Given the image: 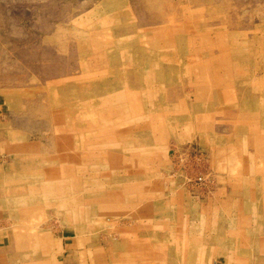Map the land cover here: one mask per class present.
<instances>
[{
	"label": "rangeland",
	"instance_id": "1",
	"mask_svg": "<svg viewBox=\"0 0 264 264\" xmlns=\"http://www.w3.org/2000/svg\"><path fill=\"white\" fill-rule=\"evenodd\" d=\"M0 120V264H264V0H0Z\"/></svg>",
	"mask_w": 264,
	"mask_h": 264
},
{
	"label": "built area",
	"instance_id": "2",
	"mask_svg": "<svg viewBox=\"0 0 264 264\" xmlns=\"http://www.w3.org/2000/svg\"><path fill=\"white\" fill-rule=\"evenodd\" d=\"M177 157L180 159L179 155H177ZM211 177L212 175H210V171L208 170H198L194 174L184 172L180 183L188 188L189 191H187L189 193H193L196 194L195 196H198V193L195 191H198L199 188L204 185H210L213 182Z\"/></svg>",
	"mask_w": 264,
	"mask_h": 264
},
{
	"label": "crops",
	"instance_id": "3",
	"mask_svg": "<svg viewBox=\"0 0 264 264\" xmlns=\"http://www.w3.org/2000/svg\"><path fill=\"white\" fill-rule=\"evenodd\" d=\"M0 122H5V120L4 121H2V120H0ZM2 125H3V128L4 129H0V141L2 142V145H4V141H5V138H6V135H7V131H9V129H8V127H6V126H9V125H7L6 123H2ZM14 125V124H13ZM12 127V126H11ZM15 127V126H14ZM8 129V130H7ZM154 203V205H157V201H154L153 202ZM201 204H204V205H206L207 204V201L205 200L203 203H199V202H193V201H191L190 199H184V206L186 205V207H187V209H188V211L190 212L191 211V209H192V206H195V207H197V206H201ZM199 206V207H200ZM152 216V220L153 221H157V220H159V215H158V213L157 214H155V215H151ZM172 219H176V217H175V215H171V214H169L168 215V219L167 220H172ZM126 222H128L127 220H126ZM146 232L147 233H153V235H154V231L152 232V230H150V231H147V230H143V234L145 235L146 234ZM154 237H158L159 238V234H155V236ZM62 242V241H61ZM70 249V248H69ZM169 255L170 256H172V251L170 250L169 251ZM170 256H169V259H171V260H169V261H172V257L170 258ZM173 263H174V261H173Z\"/></svg>",
	"mask_w": 264,
	"mask_h": 264
}]
</instances>
